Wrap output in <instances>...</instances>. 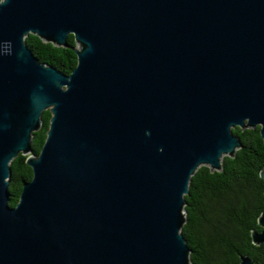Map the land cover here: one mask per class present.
I'll return each mask as SVG.
<instances>
[{
    "label": "water",
    "instance_id": "1",
    "mask_svg": "<svg viewBox=\"0 0 264 264\" xmlns=\"http://www.w3.org/2000/svg\"><path fill=\"white\" fill-rule=\"evenodd\" d=\"M28 34H71L72 71L39 62ZM256 126L264 142V0H0V264H190V177ZM19 154L31 178L9 207ZM257 225L254 245L264 210Z\"/></svg>",
    "mask_w": 264,
    "mask_h": 264
},
{
    "label": "trees",
    "instance_id": "2",
    "mask_svg": "<svg viewBox=\"0 0 264 264\" xmlns=\"http://www.w3.org/2000/svg\"><path fill=\"white\" fill-rule=\"evenodd\" d=\"M66 42L68 47H58L33 34L24 38L39 62L69 74L76 65L71 34ZM40 118V127L32 133L30 142L34 155L44 142L50 112L43 111ZM231 133L240 142L233 156L222 157L219 171L199 166L188 183L181 234L189 249L190 264H238L240 256H248L252 264H264V243L254 245L250 237L251 231H260L257 218L264 210V181L259 176L264 142L259 126L235 127ZM25 158L19 154L9 163V207L16 205L22 182L31 178Z\"/></svg>",
    "mask_w": 264,
    "mask_h": 264
}]
</instances>
